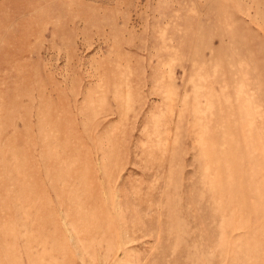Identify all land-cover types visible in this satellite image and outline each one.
<instances>
[{
	"label": "rangeland",
	"instance_id": "1",
	"mask_svg": "<svg viewBox=\"0 0 264 264\" xmlns=\"http://www.w3.org/2000/svg\"><path fill=\"white\" fill-rule=\"evenodd\" d=\"M0 264H264V0H0Z\"/></svg>",
	"mask_w": 264,
	"mask_h": 264
}]
</instances>
